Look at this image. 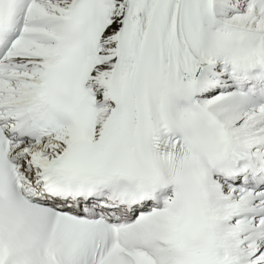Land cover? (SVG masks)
Returning a JSON list of instances; mask_svg holds the SVG:
<instances>
[{"label":"snow or ice","instance_id":"6c2138e0","mask_svg":"<svg viewBox=\"0 0 264 264\" xmlns=\"http://www.w3.org/2000/svg\"><path fill=\"white\" fill-rule=\"evenodd\" d=\"M0 264H264V0H0Z\"/></svg>","mask_w":264,"mask_h":264}]
</instances>
